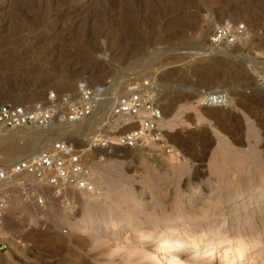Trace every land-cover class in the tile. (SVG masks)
<instances>
[{
	"label": "rangeland",
	"instance_id": "rangeland-1",
	"mask_svg": "<svg viewBox=\"0 0 264 264\" xmlns=\"http://www.w3.org/2000/svg\"><path fill=\"white\" fill-rule=\"evenodd\" d=\"M225 20L245 24L246 35L213 47L210 34ZM133 70L160 81L161 128L174 153L158 142L115 147L104 158L88 151L103 194L82 192L74 214L57 207L50 221L15 200L12 213L24 216L8 223L29 247L0 253V264H169L150 255L154 244L140 243L139 231L195 222L204 235L256 247L242 261L231 255L235 264H264V0H0V103L36 102ZM216 89L229 93L231 116L193 104ZM60 125L64 133L36 128L33 151L50 136L84 138L74 124ZM19 137L0 142V169L36 154L8 156L6 146L26 144ZM220 256L175 259L220 264Z\"/></svg>",
	"mask_w": 264,
	"mask_h": 264
},
{
	"label": "built area",
	"instance_id": "built-area-1",
	"mask_svg": "<svg viewBox=\"0 0 264 264\" xmlns=\"http://www.w3.org/2000/svg\"><path fill=\"white\" fill-rule=\"evenodd\" d=\"M246 25L225 20L218 23L209 37L210 45L236 46L246 35ZM115 81H85L75 91L51 90L36 102L0 103V133L20 127L48 128L54 122L81 124L94 115L104 119L94 136L87 139H61L32 157H23L8 168L0 169V253L23 248L29 243L15 234L8 223L22 219L24 213H12L15 200L48 220L54 208L74 214L80 207L82 192L103 194L98 184L88 151L111 152L115 147L138 149L147 142H158L168 155L174 153L161 123L164 117L160 101L161 84L157 76L144 70L126 72ZM204 107H224L230 96L226 90H209L201 97ZM86 141V147L83 142ZM104 156V155H103ZM47 215V216H46ZM68 215V216H69ZM47 219V220H46ZM67 234L66 227L60 230Z\"/></svg>",
	"mask_w": 264,
	"mask_h": 264
},
{
	"label": "bare ground",
	"instance_id": "bare-ground-1",
	"mask_svg": "<svg viewBox=\"0 0 264 264\" xmlns=\"http://www.w3.org/2000/svg\"><path fill=\"white\" fill-rule=\"evenodd\" d=\"M205 93H206V91L199 92L198 96L199 95L200 96L198 97L197 100H195L193 102V104L201 102V99H202L201 97ZM220 109H222V110L223 109H226V110L229 109L230 111L229 112L227 111V112L231 116V113H233L235 111L234 102H232L230 99L229 103L226 106H224V107H211V109H208V110L214 111V110H220ZM216 112L217 111H215V113H213V115H211V116L219 117V116H222L225 114L224 110L221 111L222 113H220V114H217ZM208 115H210V114H208ZM103 119H104L103 114L94 115L85 121V122H87L86 123L87 127H82L81 124H74L75 129L79 134L78 136L84 137V139H87L89 136H94L97 127L100 125V123L103 121ZM164 120H165V111H164V117H163L162 122ZM222 120H223V118H222ZM57 122L58 121L54 122L53 126H51L49 128H51V131L54 130V133L57 131V129L61 128V129H63V131H61V132L64 133L66 131L67 127L60 125V127L56 128L55 123H57ZM61 123H63V122H58V124H61ZM30 131H31V133H28ZM40 134L41 133L39 132V130L36 128H33V127H20V128H17L16 130L7 129L6 132L0 133V142H2V141L4 142V140L9 139V138L18 139L19 136H22L25 139L27 138L26 144H24L22 147H20L21 145L20 146L18 144L16 145V143L14 145H12V143H11V146H6L5 151L8 152V156L16 155L19 152L22 153L25 151H28L27 153H29V150H30V152L32 150L33 153L37 154V152H34L36 150V148L34 149L35 146H33V145H35V144L37 145V143H35L36 142L35 138H36V136L38 137ZM19 139H20V137H19ZM47 139H48V137H46V139H44V140H47ZM57 139L54 138V136L52 138L50 136V139H48L47 142H45L43 144V146L49 142L53 143ZM11 142H13V141H11ZM83 144H85V143L83 142ZM44 147L40 148L39 151H41ZM32 148L34 149V151ZM97 151H100L101 154H103L105 156L107 153H109L107 151H101L99 149H97ZM110 153H112V150ZM34 155L35 154L30 155V157H32ZM100 158H104V156H101ZM197 221H202V219H198ZM201 230H203V227H200L197 222H195L194 224H191V225L182 224L180 226L176 225L174 223H170L167 226L165 225L164 229H162V230L151 227V228H148L144 231H139L136 238L140 243L154 244L153 248H151L152 250L150 249L151 250L150 255L153 257L161 258V259L163 258L169 264H181V261H178L175 259V255H178V254H182L185 256H187V255L205 256V254H207V252H208L209 255L212 257L213 255L217 254V251L221 253L220 264H235L231 259V255L234 254L237 256V254H238L239 260L242 261V259H244L245 254L247 253L246 251L248 248H250V249L256 248L255 246L254 247H248L249 245L247 246V244L243 243L241 239L240 240L235 239L236 235L234 237L232 236V237H227L226 239H224L223 237L218 236V233L217 234L214 233L212 235L211 234L204 235V233L203 234L201 233ZM189 242H192V243L189 244ZM224 244H226V245H224ZM163 263H165V262H163ZM187 264H191V263H187ZM199 264H204V263L202 262Z\"/></svg>",
	"mask_w": 264,
	"mask_h": 264
}]
</instances>
